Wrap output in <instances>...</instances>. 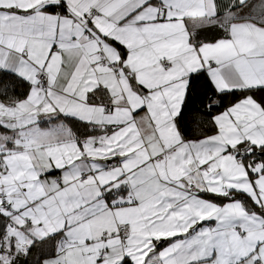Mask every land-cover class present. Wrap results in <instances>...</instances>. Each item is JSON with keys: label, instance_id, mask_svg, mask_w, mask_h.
I'll return each mask as SVG.
<instances>
[{"label": "snow or ice", "instance_id": "1", "mask_svg": "<svg viewBox=\"0 0 264 264\" xmlns=\"http://www.w3.org/2000/svg\"><path fill=\"white\" fill-rule=\"evenodd\" d=\"M0 264H264V0H0Z\"/></svg>", "mask_w": 264, "mask_h": 264}]
</instances>
